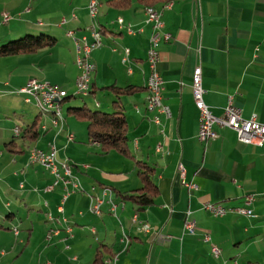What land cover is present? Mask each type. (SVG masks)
<instances>
[{"label":"crops","instance_id":"0c3cea01","mask_svg":"<svg viewBox=\"0 0 264 264\" xmlns=\"http://www.w3.org/2000/svg\"><path fill=\"white\" fill-rule=\"evenodd\" d=\"M147 5L131 0L127 6L117 7L112 0H101L93 19V26L103 29V45L91 54L95 67L91 95H95L96 106L105 111H114V101H119L128 122L132 156L116 150L101 154L100 145L91 142V166L84 167L87 163L80 161V145L73 143L76 135L73 133L72 142L66 137L72 128L65 119L44 145L33 146L47 150L55 144L59 155L76 165L73 171L86 188L68 196L63 214L58 205L64 190L58 187L37 194L33 188H42L53 177L46 170L40 175L33 168L35 164H30L33 166L27 171L26 183L21 180L19 185L21 195L27 196L32 207L44 200L46 209L57 211L53 220L51 214V219L39 216L41 254L46 255L47 262L55 257L56 264H107L116 256L118 264H264V144L242 143L234 129L220 124L214 126L216 138L208 143L201 141L200 112L192 90L193 71L200 64L204 99L214 115H224L232 96L244 117L256 115L264 123V0H172L167 6L155 7L169 8L163 21L165 30L171 33V39L160 44L158 69L164 79L163 101L170 106L172 116L160 115V123L153 119L156 113L146 109L150 74L147 59L153 32L151 24L145 23ZM6 13L11 15L7 21ZM64 17L66 24L61 23ZM90 23L89 0H0V44L28 34L43 33L57 39L54 46L33 54L0 57L13 65L8 72L0 71V108L18 109L21 97L38 108L17 92L31 78L50 81L74 94L79 69L75 44L67 31H83L86 35ZM128 24L143 30L130 34ZM112 84L134 89L117 96L105 88ZM44 125L41 128L47 127L45 132L51 129V125ZM6 131L0 121V143H8ZM23 135L22 131L24 142L40 138L31 140ZM15 144L13 153L21 152L23 149ZM31 149L32 144L28 145L29 153ZM12 160L16 162L17 158ZM137 160L154 166L158 186L155 202L144 208L116 193H132L142 186ZM81 163L86 164L81 168ZM0 164L2 177L9 166L5 161ZM180 165L184 167V180L193 183L195 189L183 184ZM3 184L1 179L2 195ZM104 186L114 189L116 212L111 211L106 196L102 213H92L89 194L102 195ZM247 194L255 196L250 206L254 217L230 210L243 206ZM208 202H220L229 210L214 217L204 208ZM6 204L12 207L10 201ZM15 215L10 209L8 217ZM135 215L137 221L133 220ZM188 221L195 223L193 233L185 229ZM28 222L26 245L37 231L30 216ZM66 224L72 226V237L67 236ZM55 227L60 233L45 240L48 230ZM124 236L129 240L127 247L121 242ZM213 245L221 248L219 256L213 254ZM99 254L101 260L97 262ZM0 256L6 257L4 250Z\"/></svg>","mask_w":264,"mask_h":264},{"label":"built area","instance_id":"2783aa9c","mask_svg":"<svg viewBox=\"0 0 264 264\" xmlns=\"http://www.w3.org/2000/svg\"><path fill=\"white\" fill-rule=\"evenodd\" d=\"M198 1L199 0H195ZM101 4V0H89V16L92 20L86 27L87 34L81 37L75 36V30L69 29L67 35L70 36L74 44H77L78 38H85V48H79L81 50V57L76 62L80 75L77 78L76 86L74 92H89L90 86H88V79L92 77V51L101 47L103 45V33L97 31L93 26V17L96 16L97 5ZM169 8H164L161 11L145 10L146 14V24H151L153 32L150 39V47L148 54L151 57L152 74L148 77V99L146 100V109L150 112H155L154 120L160 123V115H165L170 118L172 116V111L170 106L163 101L162 92L164 89V79L158 69V63L160 60V44L163 40H170L171 33L165 30V23L163 21L164 11ZM11 17L8 13L4 15V19L7 21ZM68 21L64 17L62 19V24H66ZM119 22V20H118ZM125 26V24H120ZM128 27L130 34H135L141 32L143 28L134 29L132 25H126ZM258 50V48H257ZM203 71L200 64L196 65L193 71L192 78V90L193 98L196 107L200 112L199 117V130L198 138L204 143L216 138V132L214 131L215 124H220L222 126H228L237 132L238 139L242 143L252 144V145H263L264 144V123L260 122L256 115H252L249 118L244 117L243 110L238 106L233 97L229 98L228 105L225 108V113L221 117L214 115L209 105L205 102L204 93L205 89L203 87ZM26 95V100L34 101L36 104H41L46 108H56V115L53 116V125L62 126L64 121H61L60 110L63 108V104H57V97L69 93L68 90L60 87L57 84H53L50 81H43L37 78H31L27 84L17 91ZM21 128L17 126L14 129L16 136L21 135ZM68 141L74 140V134H68ZM160 148V146H159ZM1 154V152H0ZM30 163H39L46 170H48L53 179L52 183L45 189V193L53 192L56 187H62L64 190V195L61 203L58 205V210H62L64 213V203L71 193L85 191V189H79V178L73 171V165L70 164L67 159H59L58 150L55 144H52L49 149H43L39 153H35L33 157L30 158ZM87 165H84L86 167ZM178 171L183 179V184L189 189H195L196 186L192 183H187L184 180V167L179 166ZM106 196L109 197V202L111 205V211L116 212L117 204L113 201V191L111 189H105L102 195H91L90 198L92 203L90 205V211L92 213L101 214L103 211V204L106 202ZM255 196L253 194H247L244 197V205L240 207H235L230 210L236 211L237 213L246 215L247 217H254V211L250 208L251 204L254 202ZM205 210H207L212 216L219 217L225 215L229 209L225 207L222 203L208 202L204 205ZM53 220V217H52ZM134 221H137V215L133 217ZM65 222V215H64ZM185 229L191 233L195 231V223L192 221L186 222ZM61 230L51 228L46 234V240L50 241L54 235H58ZM65 231L67 236L72 237L73 229L72 226L66 224ZM18 229H15V233L18 234ZM209 240V236L205 238ZM122 243H128V240H122ZM212 252L215 256H219L221 253V248L217 245L212 246ZM46 264H52L47 262Z\"/></svg>","mask_w":264,"mask_h":264},{"label":"rangeland","instance_id":"374dc122","mask_svg":"<svg viewBox=\"0 0 264 264\" xmlns=\"http://www.w3.org/2000/svg\"><path fill=\"white\" fill-rule=\"evenodd\" d=\"M78 32L80 33H75L76 37H81L84 34L83 31H78ZM14 39H17V37ZM14 56H18V55H12V57ZM12 59L14 60V58ZM0 61H2L0 62L1 72L3 71L8 72L13 67V65L9 64V61L3 60L2 58H0ZM13 63H15V61ZM9 66H10V69L8 68ZM80 73L81 71L79 70L78 76L80 75ZM75 86H76V83H75ZM70 89L72 90V87ZM71 92L73 91H69V93ZM19 100L21 101L22 106L18 107V109H12L10 111H6V108L4 107L0 108V121H1L3 128L7 130L6 131L8 134L7 141L9 142L11 140H15L17 145H19L23 149L19 153H13L9 151V149L6 148L5 143L3 142L0 143V152L1 154L3 153L2 156L0 154V163L5 161V164L9 166V169L5 172V174L2 177L0 176V178L4 182L3 187H2V191L4 195L0 194V226H1L0 227V248H4V249H0V252L1 250H4V253L6 255V257L0 256V259H2V264H45L47 262L46 261L47 257L46 255L41 254L42 247L39 246V243L41 241H40V235H39L38 226H37L39 225L38 219L40 216L44 220L46 217L48 218L49 214H51V217H55L54 214H57V211L56 209H48V208L46 209L44 207V204H46V201L44 200L40 206L32 207L30 201L27 200L28 199L27 196L23 197L21 195V192H20L21 189H19V185L21 183V180H24L26 183L25 176L27 174V171L30 167L33 166V165H30L32 164L30 163V158L33 157L34 153H36L35 152L36 148L33 146H35V144L44 145L48 137L51 136L52 134H55V131L57 130L56 128L57 126L53 125L52 114H49L46 112H40L38 108H35L31 104L25 103L23 100V97H21ZM31 103H34V102H31ZM84 104H86L89 108L94 109V110L99 108V106H96L95 95H90L88 97H75L69 100L68 102L63 103V114L64 115H62V117L63 119H65V123L67 122L68 124H70L72 128L71 132L76 135V140L73 143H77L78 145H80V161L86 162L87 164L86 163L84 164L90 167L91 166V142H89L88 135H87V121L83 118H78L74 114H69L67 112V108L69 106H82ZM36 118H37V128L39 132L41 133L38 141L24 142V138L22 136L20 137L15 136L16 134L14 133V129L17 126L26 127L29 123H33ZM47 124L51 125L50 127L51 129L45 132L44 130L47 129V127L45 129L43 128L44 130H42L41 126L42 125L48 126ZM31 144H32V149L30 150V153H29L28 145H31ZM42 150L43 149L39 150V148H37V151H42ZM58 155H59V152H58ZM12 158H17V161L14 162ZM59 159H67L68 162L70 161L68 158L61 157L60 155H59ZM69 163L73 165V170H74L76 168V165L71 162ZM33 164H35L34 165L35 167L33 168H37V172H39L40 175H43L44 172L48 171L39 163H33ZM84 164L81 163L79 167L82 168V165ZM1 168H2V165L0 164V170ZM18 173L19 175H16ZM31 173L33 174L34 172L32 171ZM33 177L34 175L27 177V181L29 179L32 180ZM78 178L80 181V185H82L84 189L86 190L83 180L81 179L80 176H78ZM1 179H0V182H1ZM51 183L52 182L47 183L42 188L36 186L33 188V190H36L37 194L41 191L44 192L45 189ZM21 187H23V183L21 184ZM105 189H111L114 191V189L104 186L102 187V193ZM8 191L10 192L8 194H5ZM80 192H84V191H80ZM47 193H50V192H47ZM10 195H12V198L9 197ZM23 198L25 199V201ZM7 201L11 202V205H12L11 208L6 204ZM91 203H92V200H91ZM10 209L15 211L16 215L13 218L8 217ZM59 215H62V214H59ZM28 216H30L31 219H33L34 223L37 226V231L34 234L35 238L33 240L31 239L32 241L30 244L28 243L26 245L28 233H29L28 232V224H29ZM48 219H51V218H48ZM15 229H18L19 231L18 234L15 233ZM45 238H46V235H45ZM42 239L43 238H41V240ZM21 240H25V242L22 243ZM11 245L13 246L14 249H11ZM15 245L16 246L19 245L17 247L18 250L15 249ZM48 259L50 260L51 263L56 264L55 257H49Z\"/></svg>","mask_w":264,"mask_h":264},{"label":"trees","instance_id":"16d2710c","mask_svg":"<svg viewBox=\"0 0 264 264\" xmlns=\"http://www.w3.org/2000/svg\"><path fill=\"white\" fill-rule=\"evenodd\" d=\"M139 1L148 4L146 6L147 8H160L165 4V6L169 5L172 0ZM112 2L115 6L122 7L127 6L129 2H131V0H112ZM99 31L101 32L103 31V29ZM56 42L57 39L48 34H28L26 36L9 40L5 43L0 44V57L33 54L42 48L54 46ZM105 88L111 90L117 96H120L121 94L130 93L134 89V87L132 86L120 87L116 84L106 86ZM90 91L92 92V88ZM75 97L79 96L70 93L66 98L63 99L64 101L62 102V104L68 102L69 100ZM114 104L117 106L114 111H105L99 108L94 110L84 104L82 106H69L67 108V112L69 114H74L78 118H83L87 121L88 140L90 142L98 143L100 145L101 154H107L112 150H116L117 152L123 155L132 156L128 148V122L125 112L119 106V101H114ZM21 130L24 132V137H28L31 140L38 139L40 136V132L37 128V118L34 120L33 123H31L25 128H21ZM15 145V140H13L11 142L6 143L5 146L7 149H9V151L14 152L15 150L12 148V146ZM136 166L138 167V174L141 178L142 186L131 191L132 193H129L128 191L119 190L116 193L123 199L132 200L137 203L140 208H144L153 204L155 202V197L158 194V186L154 180L155 168L153 165L143 160H137ZM100 260L101 258L99 254V256H97L96 261L99 262Z\"/></svg>","mask_w":264,"mask_h":264},{"label":"bare ground","instance_id":"6f19581e","mask_svg":"<svg viewBox=\"0 0 264 264\" xmlns=\"http://www.w3.org/2000/svg\"><path fill=\"white\" fill-rule=\"evenodd\" d=\"M101 4H98L97 5V8H96V16L93 17V19H95L98 15V12H99V7H100ZM153 10V11H161L162 9H155V8H152V7H148L146 8L145 10ZM95 28V27H94ZM128 29V28H127ZM97 31H99L98 28H96ZM129 31V30H128ZM79 48H85V38H78L77 39V44H75V52H76V62L79 60V58L81 57V50ZM148 64H149V71H150V74H152V66H151V57L149 56L148 54ZM92 70H95V67L94 65L92 64ZM88 86H90V90H91V77H89L88 79ZM91 92V91H90ZM69 93H66V94H62L60 96L57 97V104H62V102L64 101L63 99L66 98L68 96ZM89 92H74V95L76 96H79V97H87L89 96ZM91 95V94H90ZM148 99V97H147ZM27 102L31 103V102H34V101H28L26 100ZM35 103V102H34ZM36 104V103H35ZM37 107L41 110V112H46V113H49V114H52V115H56V108H46L44 106H42L41 104H36ZM63 110L61 108L60 110V118H61V121H64L63 117ZM157 122V120H154ZM158 123V122H157ZM34 152V151H33ZM36 153H39L40 151H35ZM35 154V153H34ZM34 156V155H33ZM79 189H81L80 187V182H79ZM60 212L62 213L63 211L60 210ZM64 214V213H63ZM52 220V219H51ZM125 239H122V240H128V237H123ZM122 244H126L125 247H127V245L129 244V240H128V243H122ZM112 258V257H111ZM107 264H118V257H114L112 259H110L109 261H107Z\"/></svg>","mask_w":264,"mask_h":264}]
</instances>
